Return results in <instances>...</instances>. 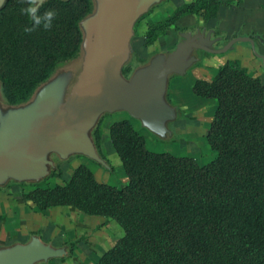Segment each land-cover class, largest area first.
<instances>
[{"label":"trees","instance_id":"obj_1","mask_svg":"<svg viewBox=\"0 0 264 264\" xmlns=\"http://www.w3.org/2000/svg\"><path fill=\"white\" fill-rule=\"evenodd\" d=\"M220 5L184 3L166 21L176 25L202 10L211 21ZM26 6L7 0L0 9V86L8 106L29 102L61 60L78 56L81 21L95 2L46 0L39 14L55 10L53 25L31 32L24 29L33 22L20 13ZM193 91L218 102L207 134L218 152L211 163L152 151L130 120L115 121L108 134L129 178L125 186L98 181L82 164L65 185L32 189L24 199L41 210L75 206L116 220L124 235L95 264H264V81L235 59L213 80H196ZM98 124L92 138L105 158Z\"/></svg>","mask_w":264,"mask_h":264},{"label":"water","instance_id":"obj_2","mask_svg":"<svg viewBox=\"0 0 264 264\" xmlns=\"http://www.w3.org/2000/svg\"><path fill=\"white\" fill-rule=\"evenodd\" d=\"M45 1L37 0V6ZM94 1L96 10L81 21L84 59L75 82L71 84L70 73L59 74L29 102L7 108L0 95V185L11 179L44 180L54 164L53 153L63 159L82 154L106 166L92 138L106 113L125 111L165 138L168 122L178 115L166 96L170 78L187 73L199 59L195 51L226 53L236 43L248 42L264 62L250 35L232 37L217 48L221 38L213 37L214 30L185 31L174 49L155 54L127 78L123 69L133 52L135 26L164 0ZM6 2L0 0V9ZM66 254V248L32 236L28 242L0 248V264H37Z\"/></svg>","mask_w":264,"mask_h":264},{"label":"rangeland","instance_id":"obj_3","mask_svg":"<svg viewBox=\"0 0 264 264\" xmlns=\"http://www.w3.org/2000/svg\"><path fill=\"white\" fill-rule=\"evenodd\" d=\"M168 1L170 0H164L160 4H166ZM219 1L221 2V7L225 3H231L230 5L235 4L237 0H227V2L226 0H217V2ZM177 2L183 5L185 0H177ZM160 4L154 6L149 14H146L135 26V36L132 40L133 52L123 69V73L127 78L131 77L136 69L148 64L155 54L163 51L164 47H160V42L163 43L165 37L169 39L171 32L176 33L177 40L181 41L180 32L191 31L196 33L198 31L197 28L200 31L205 30L208 32L212 29L214 30L213 37L221 38L215 44L217 48L222 47L231 39L229 35L226 36V34H222V31L219 30L220 23H217V26L207 22L204 24L199 22L200 19L189 14L183 18V26L176 29L166 21V18L170 16L168 15V9L166 11L161 9V13L158 15L157 9L163 7ZM202 4V2H199L197 6H201ZM259 5L262 8L264 0H260ZM167 7L168 5L166 4L164 8ZM95 10L96 3L94 6ZM202 11L199 15L204 14ZM154 24H159V27L155 29ZM261 34L259 33V35ZM256 39L258 40H256V43H258L256 44V51L264 54L261 49V42L263 40H260L258 37ZM156 40L157 42H155ZM144 42H149L148 44L151 45V53L147 59L140 57L143 54L142 49L145 47L143 45ZM245 44H249V47L252 48L248 42H238L234 46V49L226 53L215 54L203 50L195 51L194 54L199 59L189 68L187 73L185 75H172L166 96L168 101L170 99V104L176 107L178 115L175 120L168 122L169 133L165 138L144 127L140 120L133 118L125 111L106 113L102 116L101 123L99 121L100 124H98L102 135L100 149L102 155L105 157L103 159L106 162V166L82 154H74L67 159H63L57 153H53L51 154V159L54 161V164L50 167V175L44 180L18 182L11 179L5 184L0 185V248L22 243V240H19L22 232L29 230V232H32L39 225V231L33 232V236H42L43 239L48 240V243H51L55 247L66 248L67 254L66 256L52 258L49 261H42L37 264H93L98 256L99 258L103 256L105 253L102 252L109 248L110 243H107L108 241L95 240L97 229H94V223L88 222L83 218L89 214L75 206H65L64 209H61L59 206V210L61 211H56L52 207L47 209V211H42L32 201H28V203L24 199V194L35 188L65 185L73 175L75 168L82 164L91 168L98 181L117 187L125 186L129 178L120 157L110 143L108 134L109 126L113 122L121 120H130L135 129L146 138L147 147L152 151L167 152L179 157H192L202 166L211 163L216 159L218 152L209 144L207 134L218 102L216 99L203 98L194 93V77L213 80L220 66L225 65L232 58L230 62L237 59L239 65L247 68L252 76L260 77L264 81V62L262 58L256 55L253 48V53L248 56L242 55L239 49H237L238 47L236 48L237 45L243 46ZM83 59L84 49L82 46L81 52L77 57L61 60L57 64L54 74L50 79L62 73H70L72 76L71 84L74 83L81 71ZM0 95L3 107L7 108L8 104L5 101L1 86ZM59 171H61V175L55 176L54 173ZM112 220L116 222L117 226L110 229L108 233L110 235L108 236L112 238L115 236L116 241H118L124 235V229L116 220Z\"/></svg>","mask_w":264,"mask_h":264},{"label":"crops","instance_id":"obj_4","mask_svg":"<svg viewBox=\"0 0 264 264\" xmlns=\"http://www.w3.org/2000/svg\"><path fill=\"white\" fill-rule=\"evenodd\" d=\"M261 1H263V0H261ZM192 2H193V0H185L184 3H192ZM226 2H227V0H226ZM166 4L168 5V7L164 8ZM166 4H164V3L160 4L161 6L163 5V7L157 9L158 15L161 13V9H164L163 11H166L168 9V15L171 16L181 6L180 3L177 2V0H170ZM225 4L220 7L217 20L213 19L211 21H206L203 15H199V14H189V15H193V17L200 19L199 22L204 23V24H206V22H207L210 24L213 23L217 26V23H220V29L219 30L222 31V34H224V35L226 34V36L229 35L230 38H232L233 36H238L240 34L241 35H250V36H251V34H257L256 36H258V38L260 40H263V42H261V49L263 50L262 52H264V8H263L264 6H262V8H260V5H259L260 1L259 0H239V1H236V3L232 4V5H230L231 3H227L226 5ZM156 14H157V12H156ZM183 18H181L177 22L176 25H173V27L176 28V27L183 26V24H182L184 22ZM158 19H160V18H158ZM259 33H262V34L259 35ZM175 34L176 33L171 32V36L169 37V39L165 37V40L163 43L160 42V40L158 39V41L160 42V47H164L162 52H167V51H170V50L175 48L174 46H176L177 43L179 42V40H177L178 38H176L177 36H175ZM236 34H238V35H236ZM254 39H255V43H256L257 39L256 38H254ZM155 42H157V40ZM145 43L146 42L143 43V45H145L144 49H142L143 54L140 56L143 59H147V57H149L150 53H151L150 52L151 51L150 50L151 45H149L148 43L147 44H145ZM256 44H258V43H256ZM236 48L239 49V51H240V53H242V55L244 54V55L248 56V55H251L253 53L252 52L253 50H252V48L249 47V44H245L243 46L237 45ZM262 55H264V54H262ZM235 57H238V56H235ZM231 60H232V58L229 59L226 63L230 62ZM198 79H201V78L194 77L193 82L195 83V81ZM211 80H209V81H211ZM60 207H61V209H64L65 206H63V207L60 206ZM52 209H55L56 211H61V210H59V206H54V207H52ZM83 218L88 222L94 223V229H97L96 230L97 236L95 237V240L98 239V240H102V241H106V242L108 241L107 243H110L109 244L110 246L107 250H109L111 248V246H113L117 242L116 241L117 239L115 236L113 238L111 236H108V235H110V234H108L110 232V229H112L114 226H117L116 222H114L112 219H110V218L107 219L106 217H104L102 215H88V216L83 217ZM38 227H39V225L37 227H35V230H33L32 232H29L30 230L27 232H22L19 240H22L21 241L22 243L27 242V240L30 239V237L34 235L33 232L39 231L40 228H38ZM36 228H38V229H36ZM99 236H101V237H99ZM40 237L43 239L42 236H40ZM108 237H109V239H108ZM43 240L45 242H49L46 239H43ZM107 250H104L102 253H105V251H107ZM98 258H99V256H98ZM98 258L93 262V264L98 260Z\"/></svg>","mask_w":264,"mask_h":264},{"label":"clouds","instance_id":"obj_5","mask_svg":"<svg viewBox=\"0 0 264 264\" xmlns=\"http://www.w3.org/2000/svg\"><path fill=\"white\" fill-rule=\"evenodd\" d=\"M26 7L20 9L22 15L29 16L33 22V27H25V32H31L43 24L44 29H50L53 25V20L56 17L55 10H46L43 14H39L37 0H24Z\"/></svg>","mask_w":264,"mask_h":264},{"label":"flooded vegetation","instance_id":"obj_6","mask_svg":"<svg viewBox=\"0 0 264 264\" xmlns=\"http://www.w3.org/2000/svg\"><path fill=\"white\" fill-rule=\"evenodd\" d=\"M197 30H199V29L197 28Z\"/></svg>","mask_w":264,"mask_h":264}]
</instances>
